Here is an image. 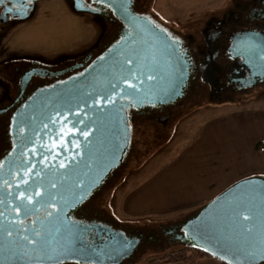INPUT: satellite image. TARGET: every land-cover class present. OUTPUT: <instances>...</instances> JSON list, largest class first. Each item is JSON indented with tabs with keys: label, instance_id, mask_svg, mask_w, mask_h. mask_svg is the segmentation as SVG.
Listing matches in <instances>:
<instances>
[{
	"label": "water",
	"instance_id": "obj_1",
	"mask_svg": "<svg viewBox=\"0 0 264 264\" xmlns=\"http://www.w3.org/2000/svg\"><path fill=\"white\" fill-rule=\"evenodd\" d=\"M37 1L3 0L0 22L7 14L19 21L27 19ZM69 2L75 12H93L82 0ZM99 3L111 5L125 24L120 39L80 74L35 92L13 116V130L20 128L22 133L13 155L0 168V264H119L131 258L138 244L137 238L126 237L120 230L71 216L123 163L131 142L125 109L181 99L189 65L179 58L184 55L178 47H171L176 42L147 17L132 12L131 0ZM21 9L27 15L15 14ZM128 59L134 63L128 64ZM128 69L137 74L139 83L132 82L137 83L141 99L129 95L123 83L125 77L132 79L127 77ZM148 75L156 79L147 80ZM110 85H119L116 95L109 92ZM172 87L175 93L168 91ZM106 94L114 104L95 103ZM177 226L181 232L174 240L199 247L225 264H246L242 249L264 244V177L253 175L232 182ZM33 230L44 236L43 248L29 243ZM79 233L88 245L102 250L98 256L60 252ZM123 240L131 246L111 258V249Z\"/></svg>",
	"mask_w": 264,
	"mask_h": 264
},
{
	"label": "flooded vegetation",
	"instance_id": "obj_2",
	"mask_svg": "<svg viewBox=\"0 0 264 264\" xmlns=\"http://www.w3.org/2000/svg\"><path fill=\"white\" fill-rule=\"evenodd\" d=\"M149 1L131 0L132 12L147 17L178 45L179 53L184 55L189 65L184 96L175 102L125 109L131 127V142L123 163L71 216L81 222L99 223L120 230L129 238H137L135 249L160 241H173L181 230L179 226L173 227L171 224L159 226L156 232L124 225L98 209L95 204L98 194L106 186L112 185L132 153L134 124L147 120L164 128L184 106L199 104L204 98L218 105L234 104L236 98L264 89V65L260 61L249 60L246 55L236 51L246 40L248 33H255V42L264 47V0H209L200 10L201 17L193 18L191 28L185 30L173 28L148 12ZM66 2L70 5L69 0ZM82 2L96 9L92 13H84L100 23L98 36L87 48L52 57L32 54L0 61V82L8 87V96L0 100V168L13 155L16 143L21 140L22 129L14 131L12 128L17 109L35 92L80 74L96 57L117 42L126 29L125 24L105 4L93 0ZM13 21H18V18L7 14L0 25ZM28 73L30 75L27 77ZM40 213L44 215V211Z\"/></svg>",
	"mask_w": 264,
	"mask_h": 264
},
{
	"label": "rangeland",
	"instance_id": "obj_3",
	"mask_svg": "<svg viewBox=\"0 0 264 264\" xmlns=\"http://www.w3.org/2000/svg\"><path fill=\"white\" fill-rule=\"evenodd\" d=\"M207 1L209 0H150L147 11L171 27L185 30L191 28V20L199 16ZM92 18L87 13L75 12L66 0H38L27 19L0 25V61L22 55L52 57L60 53L79 52L94 42L99 34L100 23ZM7 96L8 87L0 82V100ZM235 101L234 104L218 105L204 98L199 104L184 106L164 128L147 120L135 123L132 130V153L112 185L106 186L96 197L98 209L124 225L141 230L152 229L154 232L158 231L161 224L167 226L183 219L184 217L177 219L183 214L179 211L167 215L131 214L125 211V196L171 157L173 163L184 157L187 160L199 158L201 150L208 154L206 157L212 158L207 163H197L191 174H182L177 183H184L192 178L204 184V187L213 185L217 181L213 169L219 162V146L221 154L227 150V156L225 153L224 156L228 161L233 157L234 145L239 139L236 135L239 131L237 127L228 129L223 126L227 121L235 120L232 119L234 115L231 112L248 110L257 102L264 106V89L240 96L233 102ZM228 118L230 119L226 120ZM203 122H221L222 128L207 130L205 134V128L200 127ZM203 139L204 147L198 148ZM173 167L160 170L158 175ZM171 183L176 182L173 179ZM172 217H176L175 221L170 219ZM179 246L178 240L147 244L135 249L130 259L119 264H151V258Z\"/></svg>",
	"mask_w": 264,
	"mask_h": 264
},
{
	"label": "crops",
	"instance_id": "obj_4",
	"mask_svg": "<svg viewBox=\"0 0 264 264\" xmlns=\"http://www.w3.org/2000/svg\"><path fill=\"white\" fill-rule=\"evenodd\" d=\"M231 113L234 115L232 119L235 118V120L227 121L223 128L237 127L239 131L236 132V135L239 139L234 145V155L228 161L224 156V153L227 156V150L221 154L219 146V162L213 169V175L217 181L213 185L204 187V184L198 183L192 178H188L184 183H177L182 174L190 175L197 163H207L208 159L212 158L206 157L208 154H205L203 150H201L199 158L187 160L184 157L173 163L171 157L159 170L149 175L143 183L130 190V193L125 196V211L138 215H167L179 211L183 214L177 219L181 217L185 219L232 182L253 175L264 177V106L257 102L248 110ZM200 127L205 128V134L207 130L222 128L221 122L217 124L203 122ZM196 141L199 142V139ZM261 142L263 148L258 150L255 145ZM200 143L198 148L204 147V139ZM172 166L174 167L166 173L158 175L160 170L163 171ZM173 179L175 184L171 183ZM170 219L175 221L176 217ZM195 264L222 263L213 256H204L197 259Z\"/></svg>",
	"mask_w": 264,
	"mask_h": 264
},
{
	"label": "snow or ice",
	"instance_id": "obj_5",
	"mask_svg": "<svg viewBox=\"0 0 264 264\" xmlns=\"http://www.w3.org/2000/svg\"><path fill=\"white\" fill-rule=\"evenodd\" d=\"M98 2H103V0H98ZM0 3H3V0H0ZM77 7H85L84 5L77 4ZM90 7V5L88 6ZM111 7V5H109ZM120 10L122 12L126 13V8L123 5H120ZM94 11L96 9H93ZM23 12L24 15H27V10L21 9L18 10L15 14L20 15V13ZM247 38L244 41L243 44H241L239 47H237L236 51L238 54L246 55L249 60H257L260 61L262 65H264V47H261L255 42V33H248L246 34ZM171 47H178V45H172ZM179 58L183 61L184 57L179 56ZM153 60H155V56L153 55ZM128 64H133L134 61L132 59H128L126 61ZM143 67V66H141ZM179 75L183 76V72L180 70ZM141 76L144 75L143 72L140 73ZM127 77H131L132 79L123 78V83L127 85V88L129 89V95H132L136 97L137 99H141L139 89L137 88V83H139V80L137 78V74L133 72L132 69H128L127 71ZM147 80H155V75H148L146 76ZM133 80H137V83H133ZM119 87V85H110L109 92H111L113 95H116L115 89ZM170 93H175L176 88L172 87L168 90ZM122 99L126 98L121 96ZM104 103V104H114V100H109L107 98V94L105 95V98L103 101L96 100L95 103ZM82 122V121H81ZM63 167V165H61ZM52 188H55V185H51ZM11 195V193H9ZM21 195H24L23 193ZM28 199H31V197H28ZM52 199H55L52 197ZM26 214V211H25ZM0 216H3V213H0ZM245 220L248 218L245 217ZM72 224L73 222H69ZM65 230H68V226H65ZM8 235H11L9 232ZM32 236L34 237L33 240H29V243H34L36 245H40L42 248L44 245L42 244V241H44V236L41 234V232L33 230ZM26 240L28 239L27 236L24 237ZM131 244L127 240H123L119 244H117L115 247L111 249L112 257L111 258H117L119 255L123 254L124 251H126L127 247H130ZM102 250L98 249L94 245H88L86 238L83 236V233H79L75 236L74 241L67 247H62L60 249L61 253H78L81 256L87 257L89 253L92 254V256H98L99 253ZM242 254L246 260V264H264V244H258L254 248L249 249L248 247H245L242 249ZM13 255H16V253H13Z\"/></svg>",
	"mask_w": 264,
	"mask_h": 264
},
{
	"label": "trees",
	"instance_id": "obj_6",
	"mask_svg": "<svg viewBox=\"0 0 264 264\" xmlns=\"http://www.w3.org/2000/svg\"><path fill=\"white\" fill-rule=\"evenodd\" d=\"M255 147L260 150L263 148V143L255 145ZM179 222L171 223V225L177 226ZM210 256L204 250L185 242L181 243L180 246L170 249L169 251L160 254L154 258H151L149 262L151 264H195L197 259ZM222 264H225L221 261Z\"/></svg>",
	"mask_w": 264,
	"mask_h": 264
}]
</instances>
